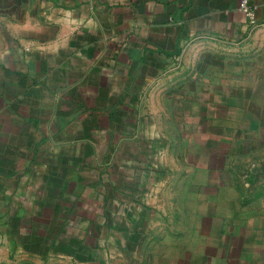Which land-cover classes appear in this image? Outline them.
I'll return each instance as SVG.
<instances>
[{
	"label": "crops",
	"instance_id": "1",
	"mask_svg": "<svg viewBox=\"0 0 264 264\" xmlns=\"http://www.w3.org/2000/svg\"><path fill=\"white\" fill-rule=\"evenodd\" d=\"M250 1L264 25V0ZM254 27L238 0H16L0 10V240L82 264H205L190 251L204 253L212 235L213 250L229 251L213 264H264V191L243 216L184 202L167 211L158 191L170 176L141 146L142 104L173 58ZM209 217L222 225L212 231Z\"/></svg>",
	"mask_w": 264,
	"mask_h": 264
},
{
	"label": "rangeland",
	"instance_id": "2",
	"mask_svg": "<svg viewBox=\"0 0 264 264\" xmlns=\"http://www.w3.org/2000/svg\"><path fill=\"white\" fill-rule=\"evenodd\" d=\"M14 1L0 0V10ZM252 30L240 42L187 45L157 89L146 95L141 146L151 151L142 157L170 176L158 191L170 198L167 211L184 202L206 215L233 209L243 216L259 203L264 191V25ZM159 220L171 223V218ZM179 220L173 218L172 224ZM205 224L212 231L222 225L214 217ZM214 242L210 235L205 252L194 245L190 256L213 264L219 253L229 254L213 250ZM0 264L82 263L62 251H11L2 239Z\"/></svg>",
	"mask_w": 264,
	"mask_h": 264
},
{
	"label": "built area",
	"instance_id": "3",
	"mask_svg": "<svg viewBox=\"0 0 264 264\" xmlns=\"http://www.w3.org/2000/svg\"><path fill=\"white\" fill-rule=\"evenodd\" d=\"M238 8L245 14L247 23L250 27H254L258 24L255 13V4L250 0H238Z\"/></svg>",
	"mask_w": 264,
	"mask_h": 264
}]
</instances>
